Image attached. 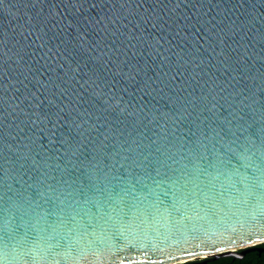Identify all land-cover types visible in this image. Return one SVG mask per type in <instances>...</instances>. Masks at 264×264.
<instances>
[{
  "label": "water",
  "instance_id": "1",
  "mask_svg": "<svg viewBox=\"0 0 264 264\" xmlns=\"http://www.w3.org/2000/svg\"><path fill=\"white\" fill-rule=\"evenodd\" d=\"M262 244L264 0H0V264Z\"/></svg>",
  "mask_w": 264,
  "mask_h": 264
},
{
  "label": "trees",
  "instance_id": "2",
  "mask_svg": "<svg viewBox=\"0 0 264 264\" xmlns=\"http://www.w3.org/2000/svg\"><path fill=\"white\" fill-rule=\"evenodd\" d=\"M264 248V244L260 245ZM208 264H264V253H250L242 260L234 259L233 257H224L218 260H212Z\"/></svg>",
  "mask_w": 264,
  "mask_h": 264
},
{
  "label": "flooded vegetation",
  "instance_id": "3",
  "mask_svg": "<svg viewBox=\"0 0 264 264\" xmlns=\"http://www.w3.org/2000/svg\"><path fill=\"white\" fill-rule=\"evenodd\" d=\"M252 253H256V252H252Z\"/></svg>",
  "mask_w": 264,
  "mask_h": 264
}]
</instances>
